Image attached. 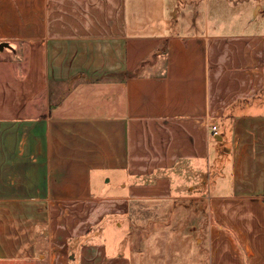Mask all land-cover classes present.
Wrapping results in <instances>:
<instances>
[{"label": "crops", "instance_id": "obj_1", "mask_svg": "<svg viewBox=\"0 0 264 264\" xmlns=\"http://www.w3.org/2000/svg\"><path fill=\"white\" fill-rule=\"evenodd\" d=\"M9 2L0 264H66L61 219L82 208L89 228L145 198L210 210L209 262L193 233L162 259L124 234L112 250L106 223L79 264H264V0Z\"/></svg>", "mask_w": 264, "mask_h": 264}, {"label": "rangeland", "instance_id": "obj_2", "mask_svg": "<svg viewBox=\"0 0 264 264\" xmlns=\"http://www.w3.org/2000/svg\"><path fill=\"white\" fill-rule=\"evenodd\" d=\"M210 2V1H209ZM16 4L18 8V2L17 0H13V2H9L10 6L12 4ZM203 7V3H202ZM204 11V17L203 20L206 18L209 20V24L211 25V9L210 6L207 10ZM206 11V12H205ZM15 42H10V45H14ZM0 57L5 58H14V55L10 53V49H7L5 55L1 54L0 50ZM3 77L9 76L7 66H2ZM207 167V165H206ZM157 179L156 177H149V181ZM206 179V178H205ZM193 177L187 178L188 185L194 184L192 183ZM146 181L148 182V178H146ZM106 186V185H105ZM207 186V184H206ZM209 186V184H208ZM111 188L109 185L108 188ZM100 186H96L95 189L99 190ZM108 191V190H107ZM190 189L186 191V193H189ZM110 194L111 192H107ZM186 202V201H185ZM189 201H187L188 203ZM199 203V202H197ZM196 204V202H195ZM173 203H170L169 201H165L160 198H145V199H137L135 200L133 207L129 208L126 212H117V211H109L102 214V219L99 218L95 220V222H89V228L86 225L88 220L84 221L83 215V209L82 208H76L75 211L77 214L71 216H67V219H61L63 222H71L68 223V226H63V229H67V231H63L65 234L69 231L67 235L63 234L62 240H59V242L55 241V243L58 244V247L64 246L65 256L63 257V260L66 261V264H79L80 262V255L77 257L76 255L79 254L81 251V248L83 245L88 244V238L87 236L89 234H93L94 231L97 232V230H100L106 223H112L113 228L109 233L107 234L108 240L107 243L109 245V248L112 250H116V240L119 238V236L127 235V241L125 240V243L128 244V248H134V249H140L141 251H144L146 254L145 257H142V259H148L147 253L149 248L155 249V253L159 252V255H161V258H163V253L165 252V255L169 254V246L172 245L173 242L175 245H173L174 248H179L181 245H183V242L180 240H172L170 237L172 234L177 232L182 233H193L195 234V237H192V245L193 247L196 245V239L199 236H203L204 241L207 239L208 230L210 228V221L213 220V217L211 216L210 210L207 208L203 209L202 211H198V214L195 215L194 212L197 211V209L190 208H182L181 206L184 205L183 203L178 202V204H175L177 207L176 209H173ZM186 206V205H185ZM192 211V212H191ZM100 217V214L97 216V218ZM87 218V217H86ZM85 218V219H86ZM187 218V219H186ZM117 224L121 225L119 228H117ZM70 228V229H69ZM69 229V230H68ZM118 231V233H117ZM88 232L87 234H85ZM128 232V234H127ZM72 233V234H71ZM120 233V235H118ZM87 238V239H86ZM116 239V240H115ZM94 243H102V242H94ZM206 243L208 245V241L204 242L202 248H204V259L205 263L206 261L209 262V259L207 260V250H206ZM181 249H177L179 251ZM194 250V249H193ZM49 253V251H48ZM47 253V254H48ZM197 254V253H196ZM167 258V257H166ZM43 260L50 261L49 257L46 255L42 257ZM151 259V257H150ZM41 260V259H39ZM202 258L200 259V261ZM45 262V261H44ZM59 264H62V262L59 261Z\"/></svg>", "mask_w": 264, "mask_h": 264}, {"label": "water", "instance_id": "obj_3", "mask_svg": "<svg viewBox=\"0 0 264 264\" xmlns=\"http://www.w3.org/2000/svg\"><path fill=\"white\" fill-rule=\"evenodd\" d=\"M5 47H11L10 43L7 41L0 42V50H3Z\"/></svg>", "mask_w": 264, "mask_h": 264}, {"label": "built area", "instance_id": "obj_4", "mask_svg": "<svg viewBox=\"0 0 264 264\" xmlns=\"http://www.w3.org/2000/svg\"><path fill=\"white\" fill-rule=\"evenodd\" d=\"M211 131H212L213 133H216V132L218 131V126H217V124H213V125H211Z\"/></svg>", "mask_w": 264, "mask_h": 264}]
</instances>
